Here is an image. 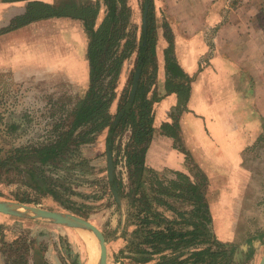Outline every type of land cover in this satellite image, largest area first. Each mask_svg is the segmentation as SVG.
<instances>
[{"label":"rangeland","instance_id":"rangeland-1","mask_svg":"<svg viewBox=\"0 0 264 264\" xmlns=\"http://www.w3.org/2000/svg\"><path fill=\"white\" fill-rule=\"evenodd\" d=\"M42 1L56 4L61 0ZM88 1L96 3L98 0ZM152 1L158 37V70L155 72L154 67L150 65L144 78L147 84L154 81L152 89L156 90L159 97L164 94L159 84L165 83V79L162 80L161 67L164 63L163 52L168 47L166 41L168 37H173L175 54L179 57L178 62L193 67L195 61L188 59L185 53L188 33L186 22L190 23L200 18L206 19L208 15L214 13L218 15L217 20H223L224 24L238 27L241 37L236 41L237 43L230 37V43L222 45L232 57L226 66L220 67L219 61L211 59L201 60L199 63V70L206 64L207 69L214 70L221 81L220 85L216 84L208 93L213 107L207 109L208 115L203 117V120L207 118L211 122L205 123L204 130L207 135L205 143L197 142V149L199 154L206 156L209 149H214L217 144L214 140L216 134L218 135L220 130L226 127V124L218 123L217 119L224 116H237V121L232 119L227 126V129H237V136H233L224 149L226 155H229L231 147L236 146L241 154L242 164L240 167H230L228 162L227 167L224 165L199 167L196 163L190 167L189 174H184L189 179L179 177L171 171L148 169L144 175V185L140 193L148 194L151 200H154L152 197L163 199L165 205L158 207L159 212L170 220L175 219L179 223L174 225L176 229L185 230L188 226L185 222L192 219L191 202L161 195L159 191L169 189L172 192H181L183 189L176 190L174 183L181 187H185L190 181L197 183L201 180V171L208 178L205 194L213 217L212 234L217 241L231 246L232 264H260L264 256V148H259L257 143L264 134V0H214L213 3L209 0H181L180 3L177 0L179 8L173 9L172 6L177 3L176 0ZM179 3L182 5L180 6ZM9 4L12 6L0 0L1 25L11 15L20 12L19 8H25L27 2ZM126 4L130 12L125 13L127 18L125 33L132 35L134 28H137L140 37L146 0H126ZM105 14L106 7L101 2L97 25L102 23ZM34 27L37 26H31L29 29ZM23 32L26 31H19L18 35L21 36ZM175 43L178 44V48ZM137 60L136 52L123 65L117 86L118 104L135 77ZM5 66L4 64V70ZM2 68L0 65V72ZM41 86L40 91L52 93L50 95L55 93L57 96L56 93L59 95L63 93L61 96L63 98L67 94L66 88L49 87L45 83ZM11 87V80L0 75V162L3 164L0 169V201L74 214L91 222L103 233L108 249L107 264H139L133 260L134 254L131 253L132 243H138L139 239H134L138 220L130 217V213L135 212L130 205L132 169L127 164L130 129L119 134L116 139L113 153L114 164H116L113 181L109 179L106 150L99 157L91 160L86 158L81 146H72L63 162L51 163L49 166L39 165L35 167L36 171L33 168L32 171L37 177L46 181L47 184L43 183L45 188L50 187L57 195V199L53 194L40 192L37 188L38 184L28 174L31 164H34L32 160L29 161L34 156L31 151L37 149L30 143L46 133L52 136L50 142L53 143L60 136H66L71 130L76 108L61 107L63 101L59 102L60 98L51 108L38 101V105L34 108H25L31 111L33 117L30 128L28 129L27 126L20 128L13 123L11 114L14 111L5 106L10 103L6 100L11 98ZM32 92L35 96L36 91ZM66 100L69 101V98ZM53 101L51 99L52 103ZM117 109L114 112L112 106L111 114L115 115ZM187 112L189 114L191 111L187 109ZM191 114L195 113L191 112ZM182 115L183 112H179L176 107L165 117L179 119ZM41 117L43 118L40 119ZM182 143L181 141L180 145L183 146ZM30 153L31 156L27 160L18 161ZM43 167L49 168L43 169ZM119 184L121 189L117 193L121 199L120 203L114 195V189ZM39 187L45 189L42 185ZM170 205L174 210L168 209ZM85 236L88 238H84ZM3 240L7 244L15 241L19 243L16 247L21 251L9 258V261H14L15 264H19V261L25 258L28 260L27 264H36V256H40L44 264H86L88 240L93 242V247L100 255L98 239L90 232L54 225L45 220L25 219L0 213V264H7L8 253L4 255L2 251ZM204 247L207 246H198V248ZM26 249L29 250L27 253H25ZM168 255L174 258L179 256L177 261L180 262L184 261L189 253L178 251L174 255ZM156 259L148 264L168 261H164L160 255Z\"/></svg>","mask_w":264,"mask_h":264},{"label":"trees","instance_id":"trees-1","mask_svg":"<svg viewBox=\"0 0 264 264\" xmlns=\"http://www.w3.org/2000/svg\"><path fill=\"white\" fill-rule=\"evenodd\" d=\"M21 1L27 2L26 7L3 22V26L0 27V35L44 20L69 18L81 21L88 37L86 58L90 66V85L73 113L71 130L66 136H60L57 141L44 149L31 151L32 156L40 158L43 166L61 163L70 153L72 146L79 147L93 143L97 136L106 129L110 130L107 145L113 154L118 135L130 129L131 138L127 146V164L132 169L130 205L135 210L130 213V217L138 220L134 239H139L138 243H132L133 260L139 264H148L156 261L157 256L160 255L164 261H168L155 264H167L168 262H170L169 264H232L231 246L217 241L211 232L212 217L205 194V189L208 188V178L204 173L200 171L201 180L197 183L190 181L185 187L174 183L176 190L183 189L181 192H172L169 189H160L159 191L161 195L191 202L192 219L185 222L188 225L185 230L176 229L174 225L179 223L175 219L166 218L159 212L158 207L165 205L163 199L152 197L154 200H151L148 198L150 197L148 194L140 193L147 171L145 156L155 132L154 108L162 99L157 95L156 90L150 95L155 83L153 81L151 84H147L144 78L150 65L154 67L155 72L158 70V37L152 9L153 1H149L147 29L141 28L140 37L137 28H134L135 31L132 35L125 33L127 25L125 13L130 12L126 0H98L96 3L88 0H61L56 4L46 3L42 0H3L5 3ZM101 2L106 7V14L102 23L97 25ZM167 42L168 47L164 51L165 88L168 94L174 93L178 96L177 110L181 112L185 110V105L190 97L192 78L184 71L175 57L173 37H168ZM136 52L138 54L136 70L141 68L142 72L135 99L132 101L131 98L135 78L133 77L130 87L119 99L117 113L112 115L110 109L117 100V86L123 65ZM179 129L176 119L173 123L162 125L163 132L177 141H179ZM257 145L261 149L264 148V134L259 138ZM179 148L186 153L182 145H179ZM31 153L18 161L24 162L31 156ZM186 154L190 157L189 153ZM2 167L3 164L0 162V169ZM28 174L36 181L40 192L53 194L57 198L50 187L46 186L45 189L39 187L41 182L47 184L46 181L38 178L33 171H28ZM175 174L189 179L182 173ZM120 189L121 185L119 184L118 190ZM139 193L140 196L137 197ZM168 209L172 210L173 208L170 205ZM18 244L16 241L7 244L3 240L2 251L4 255L8 253L7 264H15L14 261L10 262L9 258L21 251L16 247ZM200 245L207 247L198 248ZM28 251L26 249L25 253ZM178 251L188 252L189 256L180 262L177 261L179 256L177 258L169 257L168 254L174 255ZM27 262L28 260L25 258L23 261H19V264H27Z\"/></svg>","mask_w":264,"mask_h":264},{"label":"crops","instance_id":"crops-1","mask_svg":"<svg viewBox=\"0 0 264 264\" xmlns=\"http://www.w3.org/2000/svg\"><path fill=\"white\" fill-rule=\"evenodd\" d=\"M178 2L181 3L182 1L179 0ZM178 2L172 6V9L179 8ZM209 2L213 3L214 0H209ZM180 3L179 5L181 6L182 4ZM5 4L12 6L9 3ZM217 18V14L211 13L206 19L200 18L190 23H185L186 32H188L186 39L187 50L185 53L188 59L195 61V66L192 67L189 64L183 65L180 61V63L178 62L192 78L190 97L185 105V110L182 111L183 115L179 119H172L169 116L165 117V115L170 114L172 109L178 107L179 98L174 93L168 94L165 88L166 72L164 56L163 67H161L163 69H161L163 79L162 77L161 79H165V83L164 85L159 84L164 90V94L161 96V101L154 108L155 132L145 156V167L147 170L171 171L172 173L187 175L189 174L190 167L196 163L199 167H222L223 165L227 167L228 162L230 163V167H240L242 164L241 154L238 152L236 146L231 147L229 155H226L224 149V147L228 146L229 140L233 139V136H237V129H227L232 119L237 121V116H224L217 119L218 123L226 124V127L220 130L218 135L216 134L214 140L217 144L214 149H209L206 156L201 153L199 154L197 149V142L204 141L205 143V137L207 136L204 130L205 123L211 122L207 118L203 120V117L205 118L208 115L207 109L213 107L208 93L221 81L214 70L207 69L206 64L199 70V63L201 60L211 59L219 61L220 67L226 66L232 57L229 56V51L224 50L222 45L230 43L231 38L236 42L241 37L237 26L224 24L223 20L219 21ZM173 22L175 23V21ZM31 26L37 27L29 29ZM39 29H51L52 32L49 39H46V37L41 39L39 35H35ZM24 30L28 31L27 34L23 32L21 36L18 35L19 31ZM59 31L62 32L61 35ZM177 45L176 48H178ZM87 47L88 37L84 31L82 22L69 18L44 20L0 35V65L3 67L0 75L3 78L10 79L12 82L10 89L11 98L6 100L10 101V103H7L5 106L14 111L11 114L14 124L20 128L27 126L29 129L33 117L31 111L25 108H34L38 105V101L51 108L55 106L56 101H58L57 99L60 98L59 102L63 101L61 107L64 106L65 108L72 109L77 107L80 96L87 92L90 85V66L86 58ZM175 57L179 59L176 54ZM4 64L7 68L5 70ZM43 83L49 87L66 88L67 94L62 98L63 93L61 95L56 93L57 97L55 93L50 95L52 93H48L45 90L41 92L40 87L42 88L41 84ZM34 90L36 91L35 96L32 92ZM154 90L152 89L150 95H152ZM68 98L70 102L66 100ZM51 99L54 100L53 103ZM218 102L222 101L218 100ZM117 105V101L112 105L114 112L118 107ZM187 109L195 114H191V112L188 114ZM26 113L28 114L26 115ZM174 119L179 123V141L183 142V147L190 157L179 148V141L167 136L162 130L164 123H173ZM109 134L110 130L107 129L97 137L96 142L81 145V150L86 154V158L95 159L103 151L108 150L107 139ZM51 139L52 136L46 133L41 135L39 139L36 138L30 144H34L37 150L44 149L53 143L50 142ZM31 160L34 164H31L32 167L29 168V171L31 172L33 168L36 171L35 167L42 165L40 158L33 156L29 161ZM46 168L48 169L49 167H43V169ZM207 170L210 172L209 169ZM41 185L45 188L42 182ZM41 185L39 184V186ZM211 211L213 212L212 209Z\"/></svg>","mask_w":264,"mask_h":264},{"label":"water","instance_id":"water-1","mask_svg":"<svg viewBox=\"0 0 264 264\" xmlns=\"http://www.w3.org/2000/svg\"><path fill=\"white\" fill-rule=\"evenodd\" d=\"M149 1L150 0H146V5H145L144 19H143L144 30L147 29V15L150 8ZM141 72L142 69L138 68L135 74L132 92H131L132 101L135 99L137 93ZM107 160H108L109 179L113 181L115 178V166H114L113 154L111 151H109V149L107 150ZM117 191H118V186L116 185L114 189V195L117 198L118 203H120L121 199L118 196ZM0 213L10 216H16L19 218H25V219L29 218L33 220H45L54 225H59L72 229H80L83 231L90 232L93 235H95V237L98 239L99 242L100 255L97 264H107L108 249L106 246V239L103 233L95 225H93L91 222L85 219H82L70 213L54 212L21 203H7L3 201H0ZM35 261L36 264H44L40 256H36ZM260 264H264V256Z\"/></svg>","mask_w":264,"mask_h":264},{"label":"bare ground","instance_id":"bare-ground-1","mask_svg":"<svg viewBox=\"0 0 264 264\" xmlns=\"http://www.w3.org/2000/svg\"><path fill=\"white\" fill-rule=\"evenodd\" d=\"M51 29H39V31L36 32L35 35H39L41 37V39H43V37H46V39H49V36L51 35ZM59 34L61 35L62 32L59 31ZM80 230V229H77ZM84 238H88L87 236H85ZM88 259L86 261V264H97L99 261V254L97 253V250L93 247L92 245V241L88 240Z\"/></svg>","mask_w":264,"mask_h":264}]
</instances>
